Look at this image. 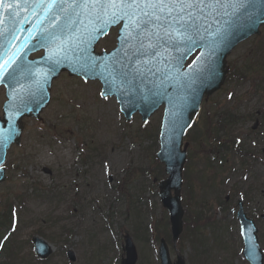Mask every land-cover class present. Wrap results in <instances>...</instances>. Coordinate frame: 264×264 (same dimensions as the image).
Segmentation results:
<instances>
[{
	"label": "rangeland",
	"instance_id": "1",
	"mask_svg": "<svg viewBox=\"0 0 264 264\" xmlns=\"http://www.w3.org/2000/svg\"><path fill=\"white\" fill-rule=\"evenodd\" d=\"M262 30L259 36L232 51L224 86L204 102L198 123L185 137L191 154L185 165H190L187 182L183 179L184 186L187 185L183 188V204L189 206H184L186 213L189 211L188 225L175 249L170 237L165 236L169 218L157 194L159 180L167 177L156 159L162 109L150 118L148 125H143L138 115L127 123L115 98L100 97L101 85L97 81L84 82L80 77L62 74L53 83L51 102L42 112V120L25 118L22 142L8 153L7 180L0 184V219L11 202L18 220L6 252H1L0 264H120L127 234L137 247V264H159L156 253L161 237L170 246L172 260L179 253L187 264H246L239 252V223L231 204L224 211L219 204L226 194L237 189L249 193L253 217L260 213L254 206L264 210V165L255 164V179L241 182L243 166L233 157L228 158L229 151L218 147V139L228 146L229 140H233L236 147L253 148L255 154L264 158V126L252 130L259 117L257 111H261L264 124ZM115 37L116 32H112L102 39L97 50L113 48ZM4 101V92L0 90V109ZM227 111L237 114L236 121L228 126L225 120V128H217L216 120ZM197 131L200 136L195 138ZM221 160L222 166H226L218 165ZM229 166L235 174L229 173ZM197 177L206 178L205 183L197 181ZM235 183L239 184L236 188ZM20 196L22 202L17 198ZM199 201L203 204L198 206ZM194 212L201 221L197 222ZM108 213L109 225L100 221ZM255 218L264 237V222ZM117 220L123 229H117ZM193 225L196 233L197 227L204 230L199 238L206 240L205 248H193ZM67 228L73 235H64ZM0 231L4 234L6 227L0 226ZM35 235L54 248L47 262L33 261L30 239ZM67 249L75 252V263L65 257Z\"/></svg>",
	"mask_w": 264,
	"mask_h": 264
},
{
	"label": "water",
	"instance_id": "2",
	"mask_svg": "<svg viewBox=\"0 0 264 264\" xmlns=\"http://www.w3.org/2000/svg\"><path fill=\"white\" fill-rule=\"evenodd\" d=\"M78 1L83 2V0ZM36 3L37 5L31 8L27 7L23 0H3L0 3V66H2L0 67V83L6 84L9 99L4 104L3 118H0V166L5 161L9 147L13 143H20L24 128L23 117L33 115L39 118L40 112L47 106L48 90L52 80L58 77L61 71H68L69 75L84 74L85 71L78 68L83 53L93 49L101 34L105 33L111 25L104 26L101 20L96 18V12L85 7L84 4L77 7L76 3L69 0H55V3L52 0H36ZM204 3L206 6H202L193 16L192 33L200 38L205 25L213 24L221 32L227 31L228 35L232 34V38L205 54L207 63L204 69H201L199 74H193L187 78L189 90H185L186 95H182L183 91L179 88L178 82L166 84L168 79H164L158 85L147 82L144 88L139 87L133 95L130 94L131 90L128 87L124 97L118 96L120 107L127 119L139 111L143 120L146 121L161 104L166 105L164 133L161 135L162 147L158 157L166 163V171L171 174L160 187L162 198L170 212L174 242L183 230L180 188L181 169L185 156L181 145L185 129L198 113L203 97L208 98L224 83L229 71L226 66L227 55L239 42L254 33H259V26L264 25V0H204ZM55 13L58 14L57 18L52 17ZM79 18H84L81 23L86 26L85 32L93 35L92 39L82 47L71 46L66 41L67 37L71 41L80 38L79 35H73L79 32L80 26L76 25L80 22ZM41 28L49 29L46 31L49 37L42 36L43 40H38L35 44L29 41L28 39ZM126 32L128 30L122 25L120 38ZM155 35V39L159 41L168 38L162 31L156 32ZM23 44H32L35 47L27 50V45L22 48ZM196 44L199 43L196 42ZM40 49H44L45 53L53 52L57 56L58 59L54 61L53 68L50 64L40 67L34 61L27 60L30 53ZM92 52L94 53V49ZM196 64L197 59L192 69ZM80 68L89 70L88 73L93 72L91 77L104 74V71H96L92 65H81ZM13 76L18 79V83ZM102 77L104 79L103 94L114 91L117 83L111 79L110 75H107L109 78ZM13 82H15V89L11 90ZM36 86L42 89L39 93L33 92ZM141 92H150L148 98L151 100H144ZM115 94L118 95V93ZM175 95L176 98H173ZM17 113L18 116H16ZM4 179L3 169H0V182ZM171 189H174V197L170 193ZM35 242L39 255L45 257L50 253V248L43 241L36 239ZM127 251V259L123 264H134L137 255L130 241H128ZM160 258L162 264H171L164 240L161 241ZM252 259L254 260L253 257ZM174 264H184V261L178 257V261Z\"/></svg>",
	"mask_w": 264,
	"mask_h": 264
},
{
	"label": "snow or ice",
	"instance_id": "3",
	"mask_svg": "<svg viewBox=\"0 0 264 264\" xmlns=\"http://www.w3.org/2000/svg\"><path fill=\"white\" fill-rule=\"evenodd\" d=\"M83 4L96 12L104 26L123 22L129 37L133 32L150 36L162 31L169 38L183 37L180 29L190 26L194 14L206 6L204 0H83Z\"/></svg>",
	"mask_w": 264,
	"mask_h": 264
}]
</instances>
